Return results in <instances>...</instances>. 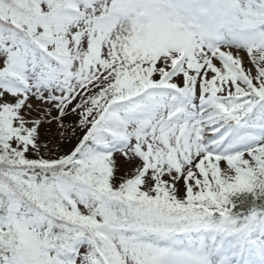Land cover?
Masks as SVG:
<instances>
[{"label": "snow or ice", "instance_id": "snow-or-ice-1", "mask_svg": "<svg viewBox=\"0 0 264 264\" xmlns=\"http://www.w3.org/2000/svg\"><path fill=\"white\" fill-rule=\"evenodd\" d=\"M0 264H264V0H0Z\"/></svg>", "mask_w": 264, "mask_h": 264}]
</instances>
